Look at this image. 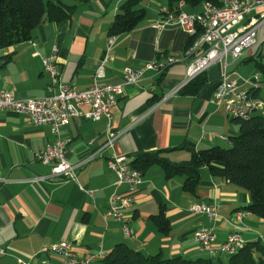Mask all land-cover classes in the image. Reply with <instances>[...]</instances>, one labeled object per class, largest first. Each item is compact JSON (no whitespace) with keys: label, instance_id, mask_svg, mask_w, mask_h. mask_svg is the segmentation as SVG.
Instances as JSON below:
<instances>
[{"label":"crops","instance_id":"0c3cea01","mask_svg":"<svg viewBox=\"0 0 264 264\" xmlns=\"http://www.w3.org/2000/svg\"><path fill=\"white\" fill-rule=\"evenodd\" d=\"M44 1L71 7L70 18L62 23L47 19L33 31L31 40L0 50V93L11 91L19 100L48 94L49 77L44 72L42 57L49 56L53 46L59 48L62 81L85 89L102 63L105 66L100 84L123 83L124 69L139 68L161 55H184L199 36L178 27H154L153 23L162 19V9L168 8V0H144L140 9L146 11V16L141 24L118 35L107 51V38L122 2ZM185 10L189 12L187 7ZM205 48L203 45L195 49L163 74L149 71L136 85L124 86L111 122L113 132L119 135L115 152L126 154L131 163L139 154L161 151L160 156L180 163L200 150L231 144L230 139L227 142L221 136H237L240 125L211 102L220 66L214 65L201 73L206 88L198 95L182 92L184 86L201 75L185 83L187 66ZM263 48L264 27L258 44L229 68L231 78L247 89L252 87L244 80L258 73L260 83L254 95L260 99L264 74L257 69L248 77L246 74L250 72L246 70L242 75L238 67L260 54L263 58ZM255 115L264 117V110ZM106 131L105 119L96 122L71 119L61 128L62 138L68 141V160L78 164L92 153L95 157L77 168L78 183L63 178L42 179L51 168L38 161L36 154L54 141L50 126L34 125L24 115L12 111L0 112V247L6 251L0 256V264H17V258L39 264L45 256L34 255L44 246L61 240L68 241L80 257L100 253L102 259L117 244L126 243L146 255L206 259L210 256L195 242V232L201 227H212L217 241L222 243L235 230L234 214L251 200L244 188L214 178L208 168H203L197 194L190 195L183 190L185 176L167 178L160 165H152L142 172L143 183L127 212L135 232L134 238H127L121 222L103 217L117 180L106 165L113 154L111 148L102 147ZM81 187L93 191L94 197ZM126 191L124 185L118 192ZM199 202L220 204V217L210 222L205 215L192 212L191 206ZM162 207L170 222V231L165 235L151 218ZM240 232L246 243L264 238V219L246 212ZM48 259L51 264H61L60 256ZM101 259L94 264H100ZM257 262L264 264V257L263 262L259 258Z\"/></svg>","mask_w":264,"mask_h":264},{"label":"built area","instance_id":"2783aa9c","mask_svg":"<svg viewBox=\"0 0 264 264\" xmlns=\"http://www.w3.org/2000/svg\"><path fill=\"white\" fill-rule=\"evenodd\" d=\"M124 1L119 0V3ZM185 7V2L181 1L175 11L163 8L162 19L153 23L154 27L160 29L178 27L188 34H192L200 24H208V34L197 50L203 45H206V48L187 66L185 83L212 66L219 65L221 73L211 102L217 107H222L226 114H232V118L234 115H241V120H248L257 112L263 111L264 100L256 96L247 99L245 103H237L238 92L243 87L231 78L229 68L258 44L261 29L264 27V6L246 5L244 0H236L222 3L220 9H212L204 3V12H187ZM116 40L117 35H109L107 51L111 50ZM197 50L189 49L184 55H161L139 68H126L123 70V83L119 84L102 85L99 83L104 76L105 64L102 63L97 68L90 86L79 89L74 84L62 81L59 48L53 46L52 53L42 57L44 72L49 77L48 94L43 97L19 100L13 92L3 91L0 93V112L12 111L24 115L34 125L50 126L55 139L36 154L38 161L51 168L50 173L42 179L63 178L77 183V168L93 159L95 153L90 154L78 164L71 163L67 157L68 141L62 138L61 128L71 119L86 118L95 122L105 119L107 121L106 141L102 147L113 150V154L106 160V165L116 174L117 180L115 191L110 196L108 208L103 217L105 219L112 217L121 222L124 235L132 239L135 232L130 225V216L127 212L132 208L134 195L143 183V175L137 169H127L128 156L114 150L115 141L119 136L113 132L111 125L114 108L123 96L126 84L136 85L149 71L159 75L163 74L170 66L182 62L186 56L192 55ZM244 82L251 86H259L260 75L257 73L253 78L245 79ZM246 104H253V111H246ZM221 138L229 141V138L225 136ZM92 143L93 141L90 142ZM0 180H2L1 174ZM124 185L127 191L118 192L119 188ZM81 189L84 190L82 187ZM85 192L94 197L93 191ZM190 210L205 215L210 222H215L220 217L221 207L217 202H199L193 204ZM245 216V211L234 214L232 221L235 230L222 243L217 241L212 227L199 228L194 234V240L208 255L228 256L230 249H234L242 242L243 236L240 230ZM260 239L264 243V238ZM5 254V249L0 247V256ZM98 254L80 257L68 241L61 240L44 246L34 257L45 256L39 264H51L48 259L51 256H60L61 264H94L98 261ZM16 262L17 264H32V261L21 258H17Z\"/></svg>","mask_w":264,"mask_h":264},{"label":"trees","instance_id":"16d2710c","mask_svg":"<svg viewBox=\"0 0 264 264\" xmlns=\"http://www.w3.org/2000/svg\"><path fill=\"white\" fill-rule=\"evenodd\" d=\"M143 1L125 0L119 8L109 35L118 36L137 28L146 16V11L138 7ZM181 1L185 2L189 12H197L205 2L221 6L223 0H168V8L177 10ZM71 12V7L53 1L0 0V50L31 40L33 31L44 22L46 13L49 21L62 23L70 18ZM199 33L200 29L197 28L195 34ZM252 60L256 61L257 69L264 74V63L255 57ZM205 88L204 74H201L184 86L182 92L198 95ZM232 121L240 125V131L237 136L229 138L231 146L228 148L215 146L200 150L193 153L189 160L180 163H172L160 156L161 151L144 153L139 154L131 162V166L145 172L152 165H160L167 178L183 175V190L190 195L197 194L201 170L208 168L214 178L233 183L250 194V204L241 211L264 219V117L254 115L248 120L233 118ZM151 218L161 234L169 233L170 222L163 207L159 214ZM263 257L264 243L260 238L247 242L237 253L226 256V259L223 255L197 260L182 256L164 258L160 254L146 255L126 243H120L100 260V264H259L257 258L263 262Z\"/></svg>","mask_w":264,"mask_h":264},{"label":"bare ground","instance_id":"6f19581e","mask_svg":"<svg viewBox=\"0 0 264 264\" xmlns=\"http://www.w3.org/2000/svg\"><path fill=\"white\" fill-rule=\"evenodd\" d=\"M232 1H236V0H223L222 3H227V2H232ZM244 2H246V5L264 6V0H244ZM205 3L208 5V7H211L212 9H220L221 8V6H216L211 2H205ZM200 12H204V3L202 4V9ZM197 28L200 29L201 34L199 33L200 34L199 38L196 40V42L193 44V47L190 50L198 49L202 40L205 39L206 35L208 34V24H200ZM197 28L195 29V31L192 34L197 33ZM251 87H252V89L251 88H249V89L242 88L241 91L238 92L237 103H245L247 99H251V98L255 97L254 91L256 88H258V86H251ZM246 111H253V104H246ZM228 115H230L232 117V114H228ZM234 118L241 119V115H234ZM127 169H134L131 166L130 160L127 161ZM240 212H242V211H238L236 213H240ZM245 244H246V241L244 240V238H242V242L237 244L236 247H234V249H230L228 255H234L240 249H242ZM209 256L215 257L213 255H209ZM99 257L101 259V254L98 256V258Z\"/></svg>","mask_w":264,"mask_h":264},{"label":"rangeland","instance_id":"374dc122","mask_svg":"<svg viewBox=\"0 0 264 264\" xmlns=\"http://www.w3.org/2000/svg\"><path fill=\"white\" fill-rule=\"evenodd\" d=\"M165 3H166V2H165ZM141 7H142V5H140L139 8H141ZM263 51H264V48H263ZM255 58H256L257 60L261 61L262 63H264V58H261L259 55L256 56ZM236 66H237V65H236ZM238 68H240L239 73L242 74V75H244V74L246 73V72H245L246 70L249 71L250 74H246V75H248V77L251 76V75H253L254 73H256V71H258V70H257V67H256V61H255V60H250L248 63H242V64L239 65ZM260 85L262 86V90H261V95H260V97H261L262 99H264V77H262V82H261ZM230 146H231V144H227V146H226L225 148H228V147H230ZM263 236H264V235H263ZM207 255H208V254H207ZM207 257H208V256H207ZM223 258L226 259V255H223Z\"/></svg>","mask_w":264,"mask_h":264},{"label":"water","instance_id":"95a60500","mask_svg":"<svg viewBox=\"0 0 264 264\" xmlns=\"http://www.w3.org/2000/svg\"><path fill=\"white\" fill-rule=\"evenodd\" d=\"M47 17H48V14L46 13L43 17V21H46L47 20Z\"/></svg>","mask_w":264,"mask_h":264}]
</instances>
